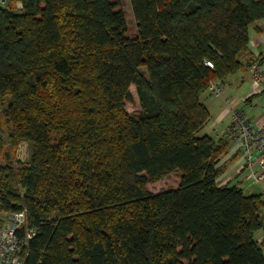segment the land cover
Instances as JSON below:
<instances>
[{"label": "trees", "instance_id": "obj_1", "mask_svg": "<svg viewBox=\"0 0 264 264\" xmlns=\"http://www.w3.org/2000/svg\"><path fill=\"white\" fill-rule=\"evenodd\" d=\"M129 4L130 35L118 0L0 5V214L35 231L24 264H264V200L217 182L230 142L200 135L210 84L264 62V0Z\"/></svg>", "mask_w": 264, "mask_h": 264}, {"label": "built area", "instance_id": "obj_2", "mask_svg": "<svg viewBox=\"0 0 264 264\" xmlns=\"http://www.w3.org/2000/svg\"><path fill=\"white\" fill-rule=\"evenodd\" d=\"M6 3L7 0H0L1 6ZM206 65L212 67L210 63ZM249 73L251 80L249 94L245 99L241 98V102L248 97L264 94V62L259 58L254 59ZM208 91L212 96L220 97L223 87L218 82H212ZM229 122L223 136L230 142L231 153L224 158V162L227 163L232 156L237 159L232 167L237 170L234 179L238 183L233 185L240 187L243 181H249L251 185L264 187V113L255 120L243 111H231ZM260 230H263L261 236L254 238L257 244L263 247L264 222ZM34 235L35 231L27 227V218L23 210L0 214V264H24V250Z\"/></svg>", "mask_w": 264, "mask_h": 264}, {"label": "rangeland", "instance_id": "obj_3", "mask_svg": "<svg viewBox=\"0 0 264 264\" xmlns=\"http://www.w3.org/2000/svg\"><path fill=\"white\" fill-rule=\"evenodd\" d=\"M121 10L124 11L127 18V27L128 34L135 33V26L132 17V12L129 4V0H118ZM259 28V27H258ZM255 56L257 52H253ZM243 56L240 57V60H243ZM250 73L249 69L247 71L238 72L234 76L229 77L223 85V92L220 97H213L212 94L206 91L201 100L204 103L205 107L210 112V119L207 122L206 126L200 132V135H208L210 137L216 138L223 136V131L226 126L229 125L230 113L231 111H243L247 116L257 119L260 115L264 113V94L256 95L252 97L250 104H245V101L241 102V98H244L249 94L250 88ZM133 101L125 105V109L128 113H133L138 110V100L135 94L134 87H131ZM251 93V92H250ZM210 94V95H209ZM232 108V110H229ZM230 113H229V112ZM220 119V120H219ZM215 121H219V123ZM216 130L213 133L212 130ZM29 157V146L26 142H21L16 151V158L25 162ZM239 158V155L237 156ZM224 156L221 157L223 161ZM223 163V162H222ZM233 165L232 160L221 164L222 174L218 178V183L220 185L238 183L237 180L232 177L237 174L236 168L233 167L229 170L228 175L226 174V169L228 166ZM237 166V165H236ZM230 176L233 181L227 179ZM180 174L178 172H173L167 177L163 178L161 181L147 185L146 188L151 193H159L168 189H175L179 185ZM240 188L243 190V193L246 195H260L264 200V187L257 185H251L249 181H243L240 184ZM261 216L264 222V208L261 209ZM263 230H259L255 236L260 237ZM262 253L264 255V246L262 247Z\"/></svg>", "mask_w": 264, "mask_h": 264}, {"label": "crops", "instance_id": "obj_4", "mask_svg": "<svg viewBox=\"0 0 264 264\" xmlns=\"http://www.w3.org/2000/svg\"><path fill=\"white\" fill-rule=\"evenodd\" d=\"M259 27V31L257 32L255 27ZM249 49L250 51L253 52H257L258 55H260L261 58L264 59V21L258 22L255 25H253L250 28V43H249ZM216 124L217 122L219 123V121H215ZM213 133H215V129L212 130ZM231 148L228 150V155L231 153ZM227 156V155H226ZM225 156V157H226ZM232 159L227 160L228 162L232 160V163L235 164V162L237 161V159H235L234 156L231 157ZM233 165L228 166V168L226 169V174L228 175L229 170L231 169ZM234 177V176H232ZM228 181L232 180V178L230 176L227 177ZM231 185V184H230Z\"/></svg>", "mask_w": 264, "mask_h": 264}]
</instances>
